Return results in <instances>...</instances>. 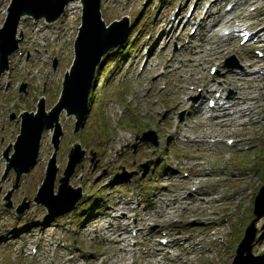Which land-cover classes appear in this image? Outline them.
<instances>
[{
  "label": "rangeland",
  "instance_id": "374dc122",
  "mask_svg": "<svg viewBox=\"0 0 264 264\" xmlns=\"http://www.w3.org/2000/svg\"><path fill=\"white\" fill-rule=\"evenodd\" d=\"M11 1L3 0L2 8L6 11L0 13V27L7 18ZM236 1L219 0L211 4L212 0H102L106 25L127 17L128 36L105 52L97 68L96 86L84 126L75 132V116L65 111L60 116L62 135L56 157L57 171L47 188L58 192L69 152L75 144H80L84 153L69 181L70 188H82L83 196L69 211L70 202L59 211L49 212L43 205L47 197L40 198L39 188L55 151L52 130L44 132L38 162L28 174L21 176L18 188L16 173L10 170L6 174L4 152L10 146V155L14 152L17 135L21 134L22 113L36 110L42 98L46 110L57 103L65 72L74 59L83 6L81 1L70 3L64 14L50 23L44 18H22L19 28L24 32V41L10 56L9 70L0 74V264H65L69 258L75 259L66 264H125L123 258L127 256L131 260L132 254L135 264H157L147 256L158 253L159 249L163 258L159 264H231L245 229L255 218L257 237L252 252L256 260L249 258L244 264H264V216L257 218L253 213L255 198L264 185V116L253 120L256 125L253 129L245 127L239 134L216 137L220 142L187 139L188 136L200 139L199 135L208 131L205 130L208 123L218 129L215 133L220 131L222 127L209 119L222 115L221 109L200 115L198 105L202 102L207 108L209 99L217 97V86L227 75L236 74L238 68L250 72L263 68L264 59L258 56L257 49L264 50V43L241 46L239 39L235 47L230 43L234 42L233 38L224 36L229 51L220 61L201 63L194 72L180 76L157 77L149 71L158 63L160 72L167 71V59L173 56V51L180 50L181 61L188 63L187 53L197 50L209 30L200 26V17L207 10L226 12ZM77 4L79 7H74ZM193 4L197 17L183 30L186 21L181 23L174 17L189 16L188 8ZM236 10L237 13L229 10L227 15H237L233 23L237 19L242 24L259 20L261 23L256 28L264 29V8L258 2L244 3ZM225 28L218 32L222 34ZM161 33L166 34L160 38ZM240 55L253 56L260 63L250 66ZM192 72L197 78L190 77L184 82L194 88L196 95L181 94L180 101L189 102L185 107L179 106L172 99L174 90L183 84L180 78L189 77ZM258 79L252 85H257V91L261 92L264 84ZM211 81L216 83L215 89L211 88ZM229 88L219 92L231 99L235 90ZM261 100L264 102V95ZM190 102L195 104L191 116L187 111ZM229 124L225 131L234 129V124ZM201 125L204 127L198 130ZM149 131L157 145L138 139ZM229 138L236 141L234 146L227 144ZM192 165L198 170H193ZM196 186L200 188L197 192L193 190ZM223 188L229 190L223 196L215 193ZM209 193L216 197L212 207L206 209L204 199L211 197ZM176 197L189 201L195 209L185 210V205L178 203L170 210L169 205ZM120 201L135 202L136 208L125 218L121 215L126 212L116 210L122 206ZM25 204L27 208L18 212L17 208ZM175 210L173 219L169 220L171 215L167 213ZM110 222L120 228L130 223L127 241L117 244L116 240L106 238L105 230H99V226L107 227ZM165 238L168 243L160 241ZM195 241L211 250L189 252L186 245ZM179 242V250H175L181 252V260L168 251L174 250ZM32 248L38 249V253H32ZM127 248L139 249L128 253Z\"/></svg>",
  "mask_w": 264,
  "mask_h": 264
},
{
  "label": "water",
  "instance_id": "95a60500",
  "mask_svg": "<svg viewBox=\"0 0 264 264\" xmlns=\"http://www.w3.org/2000/svg\"><path fill=\"white\" fill-rule=\"evenodd\" d=\"M74 1L76 0H12L8 7L7 18L3 26L0 27V74L9 68V56L18 50L20 42L23 41L24 33L22 30L19 31V23L23 16L32 15L36 19L45 18L47 22H53L59 19L66 6ZM81 2L83 5L82 24L74 42L73 62L64 75L59 101L48 112L42 98L38 103L37 113L34 111L22 113L21 134L14 143V152L10 155L12 146L4 152L7 160L6 174L12 168L15 170L17 174L15 187H17L22 174L29 172L37 162L43 132L37 131L36 128L45 125L46 130L53 129L55 132L53 135L55 154L49 163L47 184L45 183L41 190V197H47V200H43L44 204L50 207L52 202L63 197V195H55L53 191L49 192V197V193L45 189L48 187L47 185L52 184L57 171L56 156L62 134L60 116L64 110L68 115L75 116V132L83 127L90 107L89 97L93 88L96 68L105 52L123 40L127 32V28L126 31L119 28V33L121 31V35L124 34L119 37L116 33L117 30L113 33V22L106 25L101 10L102 0H81ZM151 133L150 131L145 132L141 140L154 141L153 143L156 144V138L151 137ZM75 147L71 149L70 160L65 170L66 176L62 179L68 187H70V177L74 173L76 164L82 161L84 155L80 144H75ZM70 190L75 192V197L70 201L68 209L72 208L82 196L80 189L70 188ZM26 207L27 204L19 207L18 210L22 212ZM254 214L257 218L264 215V185L256 197ZM256 220V218L253 219L247 227L245 236L237 249L238 254L231 264H242L241 262H244L249 256L256 260L252 253L257 233ZM246 252L249 253L246 255Z\"/></svg>",
  "mask_w": 264,
  "mask_h": 264
},
{
  "label": "bare ground",
  "instance_id": "6f19581e",
  "mask_svg": "<svg viewBox=\"0 0 264 264\" xmlns=\"http://www.w3.org/2000/svg\"><path fill=\"white\" fill-rule=\"evenodd\" d=\"M76 1H81V0H76ZM219 0H214V3H218ZM259 3L260 5L263 6L264 8V0H237L235 2L234 8L232 9L234 11V13H237V10L239 8L240 5H243L244 3ZM77 2H75L74 4H76ZM80 4V3H79ZM3 5V0H0V13L1 12H5L6 10L2 8ZM236 6H238L236 8ZM74 7H79V5L77 4ZM81 7V4H80ZM75 12V10L73 11ZM218 14V15H217ZM240 14V13H239ZM228 15V11L226 12H221L219 11H206L204 13V15L201 16V21H202V25L203 28L209 27V30L207 31V33L204 34V37L202 40L203 42H201L200 44L197 45V50L193 51V52H188L187 55H189V61L187 62H182L179 56L182 55V53L180 52V50L178 51H173L172 52V57L167 59V63L165 68L167 69V71H163L160 72L159 68H160V63H158L157 65L153 66L149 71L151 74L153 75H157V77H160L161 75L164 76H171V75H178L180 76V74H186L188 72L191 71H195L197 69V66L201 65V63H210V62H216V61H220L222 56L226 54L227 48H226V43L228 39H224V34H220V32H218V29L220 28H224L229 26L231 23L234 22L235 17L237 16L236 14H233L232 17H227ZM196 14L193 16L195 18ZM227 18V19H226ZM127 17L122 18L120 20H116L113 22L112 24V30L113 33L116 31L117 34H119V28H121V30L125 29V26H127L126 20ZM219 19V20H218ZM190 21V20H189ZM186 22V24H184L183 26V30H185V28L188 26V24L190 22ZM218 23V28L217 26H215ZM129 25V23H128ZM215 26V27H214ZM220 27V28H219ZM172 33L174 32L171 31ZM182 33V32H181ZM166 34V33H165ZM164 33H161L160 38H162V36L165 35ZM170 33H168L169 35ZM170 36V35H169ZM194 37L191 36V41ZM45 39L47 40V36L45 37ZM205 41V42H204ZM234 42H230L232 45L235 46V42H237V38L234 36L233 39ZM169 43V42H167ZM207 44H209L210 46L208 47ZM244 45L241 43V46ZM236 47V46H235ZM189 47H187L185 50L189 49ZM167 53V52H164ZM161 55V54H160ZM241 58H243L244 61H246L250 66H254V65H258L260 62L257 60V58L255 57H245L244 55H240ZM264 59V57H263ZM256 67V66H255ZM200 68V67H199ZM239 70L236 71V74H230L227 75L226 78H224L223 80H225L222 84H219L217 87H219L216 91H223L225 92L229 87H232L235 90V95L229 99L227 102L230 103L229 106H223V105H219V108H221V114L219 115V117H213V119H209V120H213L215 122V124L217 126H221L222 128L220 129V131L218 133H215V130L218 129H214L212 127V125H210L209 123L207 124V128L205 130H208L205 133H201L199 136L201 137L200 139L197 140H193L191 136H188V141H196L199 143H210V142H220L219 138L216 137H222L225 136L227 134H239L240 130H243V128L246 127V130H250L255 128V124H253V120H258L260 119L262 116H264V102H261L262 100V96L264 95V89L263 91L259 92L258 90V86L255 85L253 86L252 83H257L259 81L258 78H261L262 83L264 84V67L263 68H259V69H253L250 71H248L247 69L244 68H238ZM144 71V68L141 70V73ZM191 73V76L189 77H181V83H183L182 85H180L179 87H176V89L174 90V96L172 97V99L178 103L179 106H186L187 102H184L183 100L180 101V97L181 94H186V95H196L194 88H192L191 85L186 84L184 81L185 79H189L191 78H197L194 77V73ZM261 73V74H259ZM229 74V73H228ZM258 74V75H257ZM261 76V77H259ZM216 85V83L214 81H211V88H215L214 86ZM230 85V86H229ZM231 89V88H229ZM262 95V96H261ZM187 100V98L185 99ZM194 102H190L188 104V115H193V111L192 108L194 107ZM213 110V109H210ZM233 110V111H232ZM209 110L204 108L202 105V102L199 103L198 105V110L197 113H200V115H203L205 113H207ZM187 115V116H188ZM232 122V125L234 126V129L232 130H227L225 131L226 126L229 127V123ZM263 123V122H261ZM260 123V124H261ZM44 126V127H43ZM179 126V125H178ZM177 126V127H178ZM46 126L42 125L39 126V128H36L37 131H42L43 134L46 131ZM204 125H201L198 127L199 128H203ZM49 131V129L47 130ZM53 131V129H52ZM54 132V131H53ZM55 133V132H54ZM178 133V132H177ZM187 136V135H186ZM210 137V138H209ZM212 137V138H211ZM215 137V138H213ZM215 143H211V144H215ZM227 144L234 146V144H236V141L233 138H229V142L227 140ZM248 148V147H246ZM230 163V161H229ZM188 165H190L189 162H187ZM50 166V165H49ZM191 166V165H190ZM194 165H192V169L194 170L195 167H193ZM199 169H202V166H200V164H198ZM195 170H198L197 168ZM64 176H66L64 174ZM63 176V177H64ZM63 177L61 178V186L59 189V196L63 195L62 198H58L56 199V203L57 205H66L68 204L74 197H75V192L70 190V187H68L64 182H63ZM63 186V187H62ZM199 186H196L195 188H193L194 191H198ZM47 193H51L53 190H50L48 188H46ZM228 188H223V189H219V191H216V194H219L220 196H223L224 194L227 193ZM49 193V194H50ZM209 197H206L208 199H204L205 201V205L204 208L206 209H210V207H212V201L213 199H215L216 196L212 195L211 193L208 194ZM181 197H176V199L174 200V202H176L174 204L171 203L169 205V209L171 210V208H173V206H176V204H181V205H185V210H187L188 208H193V210L195 209V207H191V203H189V201H185L184 198L180 199ZM122 206L119 208H116V210H123L126 213H122L121 218L123 216V218H125L126 216H128V214L134 210L136 208V206L133 204L135 202L130 201V202H121ZM177 210H175L173 213H167L169 215H171L169 217V220L173 219V214L176 212ZM117 215V214H116ZM168 216V215H166ZM104 225V224H102ZM107 227H102L99 226V230H105L103 233L106 235L107 239L110 240H116L115 242H119L117 244H122L123 242L127 241L128 239V227L130 226V223H125L123 227H118L115 225V222H110L108 225H106ZM106 228V229H105ZM214 234V233H213ZM180 239V238H179ZM180 242H182V240H179ZM184 241H187V239H185ZM169 242V240H168ZM166 242V243H168ZM180 242L177 243V247H174V250H168L172 256L178 258L179 260L182 259V257H180L181 252H178L175 250V248H177L179 250V245ZM121 246V245H120ZM121 248L124 249V247L122 246ZM186 248L189 250V252H194L197 249H201V251H203L204 249H209L211 250V248L209 246H206L204 243L200 242V241H195L191 244H187ZM34 249V248H32ZM139 248H127V252L129 253V251L133 250L135 252H137ZM166 250L165 248L162 250L164 251ZM160 249L158 250V253H153V255H148L147 257L149 258H153L152 260L159 264L162 261V253H160ZM32 253L37 254L38 253V249L36 250H32ZM146 254V252H144ZM127 254V253H126ZM161 254V255H160ZM73 257V256H71ZM131 260H128V257L126 256L125 258H123V261L125 262V264H135L134 261V254L131 255ZM75 258H69L67 259L64 263L66 264L67 262L74 260ZM187 260H190L189 258ZM117 264H119V262H117Z\"/></svg>",
  "mask_w": 264,
  "mask_h": 264
},
{
  "label": "trees",
  "instance_id": "16d2710c",
  "mask_svg": "<svg viewBox=\"0 0 264 264\" xmlns=\"http://www.w3.org/2000/svg\"><path fill=\"white\" fill-rule=\"evenodd\" d=\"M129 39H130V38L127 39V43H128V41H129Z\"/></svg>",
  "mask_w": 264,
  "mask_h": 264
}]
</instances>
